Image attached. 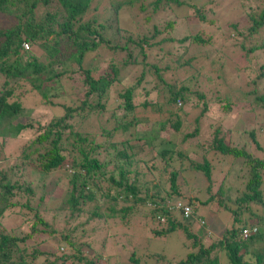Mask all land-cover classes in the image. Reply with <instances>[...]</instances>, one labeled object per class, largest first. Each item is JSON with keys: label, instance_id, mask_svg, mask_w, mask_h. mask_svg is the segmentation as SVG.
<instances>
[{"label": "trees", "instance_id": "obj_1", "mask_svg": "<svg viewBox=\"0 0 264 264\" xmlns=\"http://www.w3.org/2000/svg\"><path fill=\"white\" fill-rule=\"evenodd\" d=\"M98 1L0 0V136L4 132L18 136L21 131L32 135L15 147L14 155L0 157V264H104L95 255L74 249V241L63 233L59 242L66 251L58 254L37 250L33 242L27 244L33 234L53 233L50 221L57 220L60 209L54 207L47 215L39 207L44 193L37 194L27 179L29 166L44 178L63 171L61 200L69 217L92 202L88 217L103 222L105 216L123 219L135 204L147 205L151 222L158 225L151 229L153 235H166L176 228L182 231L187 249L182 258L170 261L154 251L146 256L148 262L141 263L131 252L128 264H264V149L253 129L247 135L259 154L247 151L245 141L232 139L233 134L219 133L218 127L211 131L207 144L196 143L200 163L191 161L192 152L171 148L172 134L181 130L192 111L194 127L183 134L185 141L199 133L198 124L212 104L223 114L234 106L227 95L221 97L210 73L180 79L171 76V66L164 60L172 53L165 44L204 45L209 39L200 32L168 35L175 19L166 21L162 29L152 25L146 32L122 25L130 14H156L166 8L171 12L185 9V16L195 15L201 23L212 24L214 15L224 14L225 7L213 0L205 7L186 0H109L97 11ZM245 17L248 22L240 28L237 22L228 24L242 37L237 46L246 54L257 49L263 52L264 40L254 41L264 27V8L250 9ZM100 50L124 52V58L119 64L112 55L84 62L86 55H101ZM263 65L259 63L256 76L243 75L245 87L254 86L246 94H254L253 102L259 101L262 108L264 91L258 92L256 83L264 76ZM126 67L129 76L121 79ZM226 74L240 83L234 73ZM26 85L35 95L31 98L34 106L27 109L19 96L26 93ZM208 153L224 160L225 174H230L232 161L240 159L245 167L243 186L230 190L218 185L213 191ZM186 160L187 168L201 172L207 182V195L200 203L213 202L230 217L229 225L208 244L202 241L207 227L192 206L194 195L183 199L192 208L190 216L167 210L166 202L182 197L178 178ZM160 179L168 182L167 190ZM100 198L110 206L106 212L98 210ZM22 214L28 218H20ZM16 215L21 221L8 231L3 221ZM195 220L196 231L192 230ZM243 229H248L246 238L241 237Z\"/></svg>", "mask_w": 264, "mask_h": 264}, {"label": "rangeland", "instance_id": "obj_2", "mask_svg": "<svg viewBox=\"0 0 264 264\" xmlns=\"http://www.w3.org/2000/svg\"><path fill=\"white\" fill-rule=\"evenodd\" d=\"M109 0H99L97 3V11L100 8L108 4ZM195 4H202L207 6L212 0H186ZM215 5L225 7L224 14L216 13L214 15V21L212 24L201 23L195 15L185 16L187 11L185 9L174 12L169 11L168 8L158 11L156 14L152 12H138L128 15L127 20H123L126 23L122 25L133 31L140 30L142 32L149 31L152 25L158 26L162 29L165 22L169 19H175L176 23L173 29L168 35L181 37L186 33L200 32L204 39H209L204 45H197L186 43L165 44V49H168L172 53H169L164 57V60L170 64L172 73L171 76H178L180 79L188 75L199 74L202 77V73L208 74L214 78L216 87L219 90L221 97L227 95L232 101V106L227 114H223L218 110V105L212 104L210 111L207 112L205 117L201 118L199 126V133L186 141L183 138V134L191 131L194 127V123L191 120V114L187 119L182 122L181 130L173 133L175 136L172 149H181L191 154V161L193 163L201 162V154L197 153L199 146L207 144L211 137V131L218 127L219 133H227V135H234L231 138L240 139L245 141L244 147L247 151H251L253 154H259L254 151L253 144L247 131L253 129L255 138L258 140L262 148L264 149V108L259 104V101L253 102L254 94H246V91L251 87H245L243 82V75L245 77H253L257 75L259 63L264 64V51L254 50L253 53L246 54V51L239 49L237 41H240L242 37H238L233 29L228 24L231 22H237V28L245 25L246 13L252 9L253 11L264 8V0H213ZM232 1V3H231ZM230 5V8L228 6ZM214 6L213 8H215ZM182 11H184L182 13ZM148 13V20L144 19V15ZM181 15L180 19L178 16ZM245 29V27L241 28ZM260 34L257 36V40L254 43H260L264 40V27L259 29ZM141 32V33H142ZM234 34V35H233ZM248 37L243 41L245 44L248 42ZM121 41L123 39H120ZM185 50L186 52H183ZM101 55H86L84 62L99 61L103 58H108L112 55L117 63H121L124 58V52H110L105 51ZM180 56L177 60L175 56ZM92 58V60H91ZM184 62L185 65L179 66V63ZM264 71V65H263ZM235 70L237 71L235 73ZM177 72L178 74H173ZM235 74L240 83L236 84L232 82L233 79L228 77L226 73ZM169 74V73H168ZM123 75V76H122ZM129 76V70L126 67L121 73V79H125ZM234 81V80H233ZM258 92L264 91V76L262 80L256 83ZM26 93L19 95L22 99L24 108L34 106L31 103L33 97L32 92L29 91V86L26 85ZM22 88V92H23ZM209 97L212 96L208 90ZM35 96V95H34ZM34 99V98H33ZM46 117L45 115H43ZM185 117V118H186ZM86 123L85 125H87ZM212 124V126H210ZM198 132V131H197ZM241 135H239V134ZM4 135L0 136V157L3 155H14L18 145L24 143L32 136L28 131H21V134L14 136L11 133L4 132ZM235 141V140H233ZM241 141V144H242ZM212 163V189L213 191L218 185L227 187L230 190H234L235 187L241 188L243 186V180L245 178V167L240 159L233 160L231 163L230 174L226 173L225 169L227 164L217 154L208 153L206 155ZM186 167L179 173V186L182 197H174L186 200L187 196H193L192 206L195 209V213L201 216L207 227V231L204 234L202 241L206 244L215 240L220 236L221 231L227 225H229L230 217L227 211L217 210L213 202L200 203L206 197L205 193L206 179L199 171H193L191 168H187L188 161H184ZM27 179L34 187V191L37 194L44 193L43 200L40 203V208L52 213V208L59 207L57 210V220L50 221L51 227L54 228L52 234H48L46 231L36 233L32 235V238L28 240L34 243V247L37 250L42 251H66L65 246H61L63 242H59V233L66 234L68 238L74 241V249L80 252L89 253L98 257L101 263L107 262L109 264H128L127 259L129 253H133V256L141 263L148 262L146 257L150 252H161L170 261H176L182 258L187 249L183 245L184 237L180 229H174L166 235H153L152 228L158 227L155 223L151 222L148 216V206L135 204L130 208L127 215L121 219L119 216H105L106 222L101 219L88 217L89 213L94 207V203H86L82 205V210L75 216H68V208L62 199V195L65 189V174L63 171H59L56 174H52V178H44L37 173V169L33 166L25 168ZM225 171V172H224ZM42 177V178H41ZM159 183L163 189H168V182L163 179L159 180ZM99 197V193L96 194ZM38 201V200H36ZM99 211L106 212V207H110L105 199H99ZM94 204V205H93ZM118 207V205L116 206ZM24 210H22V213ZM20 216V215H19ZM18 215L13 218L8 217L3 221V225L9 229L16 226L22 219H27L25 214H22L19 218ZM197 221L192 222V230L199 229ZM27 229V227H26ZM206 229V228H205ZM26 232V231H25ZM105 234V235H104ZM104 235V236H103ZM103 242L101 243V239ZM31 248L28 246V250ZM100 255V257L98 256Z\"/></svg>", "mask_w": 264, "mask_h": 264}, {"label": "built area", "instance_id": "obj_3", "mask_svg": "<svg viewBox=\"0 0 264 264\" xmlns=\"http://www.w3.org/2000/svg\"><path fill=\"white\" fill-rule=\"evenodd\" d=\"M167 204V209L171 210V211H178L179 213H181L183 216H190L192 213V208L189 204H186V202L176 199L175 201L172 202H166ZM160 221H163L164 218L158 217ZM248 235V229H243L241 230V237L242 238H246V236Z\"/></svg>", "mask_w": 264, "mask_h": 264}, {"label": "clouds", "instance_id": "obj_4", "mask_svg": "<svg viewBox=\"0 0 264 264\" xmlns=\"http://www.w3.org/2000/svg\"><path fill=\"white\" fill-rule=\"evenodd\" d=\"M176 199H179V200H182V201H184L183 199H180V198H175V200H176ZM175 200H174V201H175ZM168 202H169V201H168ZM170 202H172V201H170ZM167 210H168V209H167ZM208 232H209V231H208Z\"/></svg>", "mask_w": 264, "mask_h": 264}]
</instances>
